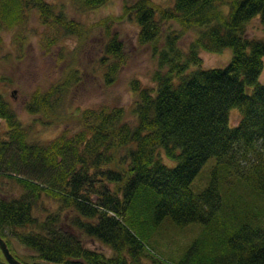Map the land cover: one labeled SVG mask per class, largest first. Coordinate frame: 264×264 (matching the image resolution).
<instances>
[{"label": "trees", "instance_id": "trees-1", "mask_svg": "<svg viewBox=\"0 0 264 264\" xmlns=\"http://www.w3.org/2000/svg\"><path fill=\"white\" fill-rule=\"evenodd\" d=\"M109 1L71 0L80 12ZM64 6L0 0V53L2 33L23 28L32 12L63 39L84 42L102 28L95 69L112 85L127 61L112 33L118 19L87 31ZM123 19L138 25L140 45L158 64L155 89L133 82L138 100L130 115L121 107L71 106L81 75L70 69L25 106L43 126H68L47 143L34 142L0 86V128L7 126L0 129V177L19 187V196L0 198V236L24 264L31 263L15 255L12 241L46 264H264V39L247 37L255 19L264 29V0H174L172 7L137 0L125 6ZM188 34L194 38L183 47ZM58 42L44 47L51 51ZM226 50L232 52L226 68L203 69V52ZM233 110L241 115L236 126ZM212 161L208 184L198 189ZM46 200L52 206L38 218ZM192 226L199 234L171 252V263L148 249L165 246L170 229ZM85 239L113 256L88 249Z\"/></svg>", "mask_w": 264, "mask_h": 264}, {"label": "rangeland", "instance_id": "rangeland-1", "mask_svg": "<svg viewBox=\"0 0 264 264\" xmlns=\"http://www.w3.org/2000/svg\"><path fill=\"white\" fill-rule=\"evenodd\" d=\"M54 4L58 9L65 5L64 11L69 20L80 23L88 31L93 25L108 20V18H117L112 29L113 34H117L122 41L126 64L121 68L116 81L107 86L97 73L96 55H100L102 41L104 38L103 29L92 31L90 38L83 42L80 38L68 37L61 38L60 34L54 28L44 27L41 24L38 14L32 12L27 24L23 28L11 32L2 33L3 46L0 53V86L5 99L10 103L18 118L30 130V137L34 142H49L67 129L68 126H43L37 117L26 112L25 106L31 95L38 89L44 91L51 87L58 80L64 77L70 69L79 70L81 75V84L69 98V104L82 108L99 107H121L129 115L138 100L136 92L133 90V82L139 81L141 86L148 89H155L156 84L152 81L153 74L158 69L157 60L152 56L150 47L140 45L138 40L139 27L132 21L124 18V8L126 5H132L137 0H111L105 6L94 11L80 12L76 10L71 0H46ZM155 4L162 7L174 6V0H152ZM172 29L179 30L177 24H171ZM17 37L19 42L17 43ZM247 37L250 39H264V29L259 19H255L247 28ZM59 39V44L53 49L46 50V42L51 39ZM191 34L186 35L181 45L187 47L193 40ZM88 40V41H87ZM87 41V42H86ZM87 43L84 48L82 44ZM61 47L65 50H61ZM82 49V50H80ZM63 52L67 53L63 58ZM203 69H224L232 60L231 50H226L221 54H212L203 52ZM95 70V71H94ZM264 85V71L259 79ZM251 91V90H250ZM231 126H236L241 117L238 110L231 112ZM34 122H38L34 124ZM1 131L6 132L7 126L1 123ZM214 162L208 163L202 170L196 180V187L203 189L209 181ZM19 196V187L13 180L0 177V198ZM52 205L46 200L44 204L36 211L39 218L45 215L44 210ZM53 207L52 210H54ZM200 227L192 226L184 231L170 229L166 234L168 238L165 246L158 247L150 245V252L162 262L171 263L173 253H179L182 248L188 246L192 240L199 234ZM86 247L105 254L108 257L113 256V252L100 242L90 239L84 240ZM169 244V245H168ZM13 252L21 259L33 264H46L37 260L35 255L22 247L17 241H12ZM0 259H4L0 251ZM149 264H153L150 263Z\"/></svg>", "mask_w": 264, "mask_h": 264}, {"label": "water", "instance_id": "water-1", "mask_svg": "<svg viewBox=\"0 0 264 264\" xmlns=\"http://www.w3.org/2000/svg\"><path fill=\"white\" fill-rule=\"evenodd\" d=\"M0 251L3 254L4 259H0V264H24L20 262L9 249L6 241L0 236Z\"/></svg>", "mask_w": 264, "mask_h": 264}]
</instances>
